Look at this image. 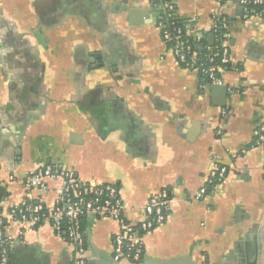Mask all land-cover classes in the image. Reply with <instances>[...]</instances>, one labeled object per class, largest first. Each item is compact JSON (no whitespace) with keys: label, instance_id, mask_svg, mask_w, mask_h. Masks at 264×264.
<instances>
[{"label":"crops","instance_id":"1","mask_svg":"<svg viewBox=\"0 0 264 264\" xmlns=\"http://www.w3.org/2000/svg\"><path fill=\"white\" fill-rule=\"evenodd\" d=\"M174 2L207 51L217 49L214 17L231 19L226 90L182 66L156 21L131 13L156 18L150 0H0L10 264H77L74 244L50 225L10 216L23 200L54 204L60 181L45 190L25 184L50 164L116 185L134 223L152 195L171 193L166 221L143 234L135 263L113 259L116 220L86 216L85 264H264V145L254 144L264 121V18H244L235 0ZM215 163L226 178L196 199Z\"/></svg>","mask_w":264,"mask_h":264},{"label":"built area","instance_id":"2","mask_svg":"<svg viewBox=\"0 0 264 264\" xmlns=\"http://www.w3.org/2000/svg\"><path fill=\"white\" fill-rule=\"evenodd\" d=\"M157 1L159 0H150V4L155 5L159 10L164 8L168 13V18L174 19V0H167L161 4H157ZM235 1L243 7L244 18H264V8L256 7L263 5L264 0ZM220 16L214 17L212 23V33L219 44L216 51L212 53L211 49L209 53H205L194 48L188 38L192 33L191 29L184 32L183 28L176 26L173 20L170 24L163 20L158 25L164 42L168 44V49L177 61L186 68L198 71L211 84L223 83L222 74L231 63L228 34L220 32L221 28H228V20L227 16L223 15V18ZM191 21L194 22L196 19ZM201 37V34L198 35L197 40L199 41ZM224 114H227L226 110ZM254 135L256 137L254 144L264 145V121L262 126L255 130ZM227 172L225 165L215 163L208 174L206 184L197 192L196 199H203L211 187L226 178ZM49 179L61 182L54 204L47 205L40 201L23 200L11 208L10 216L18 222L50 225L59 237L74 244L77 264H85L84 254L87 245L82 221L88 215L112 218L118 222L119 231L114 237L113 245V259L117 262L127 259L135 263L139 259V252L134 254L130 251L126 252L125 246L130 248L134 245L140 249L144 246L143 234L166 221L171 200V193L168 189L152 195L145 205L142 218L134 223L126 216L125 204L116 185L83 182L76 178L72 171L52 164L30 172L25 179V184L29 188L45 190ZM3 201L4 199H0V264H10L14 238L7 230L8 221L2 209ZM136 226H139L141 234L136 233Z\"/></svg>","mask_w":264,"mask_h":264},{"label":"trees","instance_id":"3","mask_svg":"<svg viewBox=\"0 0 264 264\" xmlns=\"http://www.w3.org/2000/svg\"><path fill=\"white\" fill-rule=\"evenodd\" d=\"M165 1H167V0H159V1H157L156 3L157 4H161V3H163V2H165ZM155 8H156V6L155 5H153ZM257 8H259V9H261V8H264V4L263 5H259V6H256ZM167 11L163 8V9H160L159 11H157V15H156V24L157 25H159V23L161 22V21H166L167 23H171L172 21L171 20H173L174 21V24L176 25V26H180V27H182L183 28V30H184V32H186L188 29H189V26H190V24L188 23V22H186L184 19H182V18H180L178 15H177V13H176V11H174L173 12V14H174V19H172V18H168V16H167ZM224 16H220V18H223ZM227 20H228V26H231V23H232V21H231V19L227 16ZM219 25H221L220 24V21H219ZM226 28H221L220 29V32L221 33H223V32H226ZM188 38L191 40V42H192V44H193V46H194V48H196V49H198L199 51H201V52H207V53H209L207 50H206V46H205V43H206V40H207V38H206V36H203V37H201V39L198 41L197 40V35L195 34V33H191L189 36H188ZM172 43V42H171ZM218 40L216 41V44H215V46L216 47H218ZM200 45H202V46H200ZM214 46V47H215ZM213 51H211V53H212ZM204 79H205V81H207V79L205 78V77H203ZM8 196V191H7V189L4 187V186H1L0 185V199H5L6 197ZM86 218L87 217H85L84 219H83V221H82V227H83V229H84V231L86 230V226H85V220H86ZM135 231H136V233L137 234H141V232H140V229H139V226H136L135 227ZM85 233H86V231H85ZM131 248V249H130ZM130 248H128V247H126L125 246V248H124V250L126 251V252H131L132 254H134V253H137V251L139 252V259L138 260H136L135 262H138L142 257H143V253H144V246L143 247H140V249H139V247H137V246H134V245H132V247H130ZM11 262V261H10Z\"/></svg>","mask_w":264,"mask_h":264},{"label":"water","instance_id":"4","mask_svg":"<svg viewBox=\"0 0 264 264\" xmlns=\"http://www.w3.org/2000/svg\"><path fill=\"white\" fill-rule=\"evenodd\" d=\"M133 11L135 12V13H140L141 14V19H142V22H146V23H151V22H153V21H156V18H154V19H152V20H149V21H145V19H148V18H150L151 16H150V14H148V12H146L145 10H143V9H134V10H132V12L131 13H133ZM156 15H157V13H156ZM155 15V16H156ZM210 38L212 39V42L214 41V34L212 33V34H210ZM213 87L215 88V89H217V90H221V89H227V87L226 86H222V85H219V84H214L213 85Z\"/></svg>","mask_w":264,"mask_h":264}]
</instances>
